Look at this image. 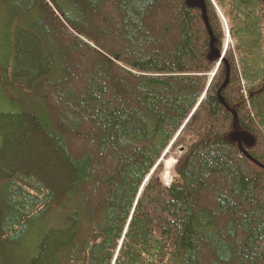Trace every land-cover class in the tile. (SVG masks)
<instances>
[{
    "label": "trees",
    "instance_id": "16d2710c",
    "mask_svg": "<svg viewBox=\"0 0 264 264\" xmlns=\"http://www.w3.org/2000/svg\"><path fill=\"white\" fill-rule=\"evenodd\" d=\"M42 1L0 0V264H264L263 0L212 77L214 0Z\"/></svg>",
    "mask_w": 264,
    "mask_h": 264
},
{
    "label": "rangeland",
    "instance_id": "374dc122",
    "mask_svg": "<svg viewBox=\"0 0 264 264\" xmlns=\"http://www.w3.org/2000/svg\"><path fill=\"white\" fill-rule=\"evenodd\" d=\"M1 1L2 2H8L9 0H1ZM214 1L216 2V3L214 2L215 5L217 4L215 8L217 9V12H218V16H215V18H216L217 23L219 25V29L222 31L223 37H224V41H223V50L224 51H223L222 57L220 59L221 61L219 60V62L216 63V68L211 73V77L212 76H215V74L218 73V72L220 73V69L222 67H224V64H221V62L222 61L225 62V59H226L225 58V54L227 55V58L228 59H231L232 61H235L236 62L235 65L232 64V65L235 66V68L237 66L238 60L241 59L240 54L237 52V49H236V42L232 38V35H231V32H230V30H231L230 29L231 28V22H230V17L228 15V12H230V11H229L228 8L226 9V8L220 7L219 6V3L216 0H214ZM262 5H263L262 6V13H263L264 12V0H263V4ZM217 6H218V8H217ZM206 17L207 16L205 14V18ZM1 20H2V17H0V37L3 36V28H2L3 25H1ZM206 20L209 22V19L208 18H206ZM66 26H67V24H66ZM0 43H1V39H0ZM213 44H214V46H217L216 42H214V37H213ZM226 50H227V52H226ZM238 67H239V72L238 73H239L240 76H242L241 75L242 67H241L240 64L238 65ZM11 81H12V78H10V73L8 72L7 75H6L5 70L2 69V68H0V87H1L2 84H6V85H11V88H12L13 83ZM258 85L260 86V88H259L260 94L261 95L264 94V88H263L264 79H261L258 82ZM7 90H9V89H7ZM238 121H239V119H238ZM241 132L245 135V138H252V139H254L252 136H250L246 132H243V130H241ZM258 135L261 136V134L259 133V131H258ZM235 139H236V137H235ZM240 142H241L242 145H246L247 144V141L244 140V139H242ZM260 142H261V140L258 142V148L260 147V144H261ZM259 150H260V148L258 149V155H260ZM164 162H165L164 163L165 167H164L163 180L165 181V183H167L168 181H171L172 180V177H171V168H172L173 164L175 163V160H174V158H172L171 155H168V157H166V159H165ZM259 163H260V161L258 160V164ZM263 244L264 243L261 242V245H263ZM262 248H264V246Z\"/></svg>",
    "mask_w": 264,
    "mask_h": 264
},
{
    "label": "bare ground",
    "instance_id": "6f19581e",
    "mask_svg": "<svg viewBox=\"0 0 264 264\" xmlns=\"http://www.w3.org/2000/svg\"><path fill=\"white\" fill-rule=\"evenodd\" d=\"M52 1L53 0H43L42 2H43V4L41 5V8L44 10V13H43V16H48V14L50 13V5L52 6V8H53V10H54V13L60 18V19H62V20H64V17H63V15L59 12V8H58V6H56L54 3H52ZM38 2H39V0H38ZM37 2V3H38ZM204 98V96L202 97V99ZM201 99V100H202ZM201 102V101H200ZM227 110H229V107H228V104L226 105V107H225ZM197 108H195L194 109V111L191 113V114H193L194 112H195V110H196ZM238 119H239V116H237V114H235V126L236 125H238V127H239V130L241 131L242 130V127H240L239 126V121H238ZM236 121H237V123H236ZM258 127H260V122H259V119H258ZM236 133H237V130H236ZM254 143V142H253ZM252 143V144H253ZM172 181H168V183H171Z\"/></svg>",
    "mask_w": 264,
    "mask_h": 264
},
{
    "label": "water",
    "instance_id": "95a60500",
    "mask_svg": "<svg viewBox=\"0 0 264 264\" xmlns=\"http://www.w3.org/2000/svg\"><path fill=\"white\" fill-rule=\"evenodd\" d=\"M188 2L194 6H201L204 10V13H205V0H188ZM212 45H213V42H212ZM212 53H213L214 57H220L221 56V54L217 50H214ZM236 123H237V121H236ZM236 130H237V133H236L235 137H236V140L239 142V145L241 148H242V144L240 141L242 139L246 140L247 144H252L254 142V139H252V138H245V135L239 130L238 125H236ZM243 150H245V149H243Z\"/></svg>",
    "mask_w": 264,
    "mask_h": 264
}]
</instances>
